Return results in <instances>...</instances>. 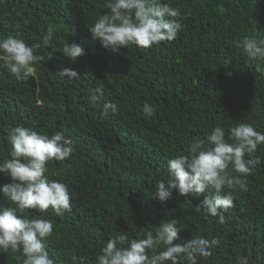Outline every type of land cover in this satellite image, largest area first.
<instances>
[{
  "label": "trees",
  "instance_id": "1",
  "mask_svg": "<svg viewBox=\"0 0 264 264\" xmlns=\"http://www.w3.org/2000/svg\"><path fill=\"white\" fill-rule=\"evenodd\" d=\"M163 2L181 12L177 38L150 48L129 45L114 54L88 31L108 11L106 0H0V37L39 45L34 54L44 57L24 80L0 67V162L10 159L8 136L17 125L49 136L61 131L74 142L72 155L49 161L45 174L68 185L71 210L18 213L53 222L43 243L54 264H98L101 249L117 232L129 241L141 239L170 219L181 229L182 240L174 244L194 236L220 240L209 257H198L199 264H237L243 257L248 264H264V145L245 154L257 161L246 177L248 191L223 189L234 204L223 212L222 223L195 210L214 194L211 187L198 197L173 189L166 202L154 198L156 184L167 186L171 178L167 161L187 155L193 138L206 139L219 125L232 143L228 130L241 122L264 133V72L259 70L264 60L250 67L235 47L244 36L264 38V0ZM49 25L56 31L45 45ZM66 42L82 45L86 54L72 61L62 52ZM64 69L77 77L62 78ZM105 102L116 103L118 110L105 114ZM145 102L155 105L151 117L143 115ZM227 171L239 175L231 165ZM10 182L0 174V186ZM10 206L0 195V208ZM23 259L20 251L0 250V264Z\"/></svg>",
  "mask_w": 264,
  "mask_h": 264
},
{
  "label": "clouds",
  "instance_id": "2",
  "mask_svg": "<svg viewBox=\"0 0 264 264\" xmlns=\"http://www.w3.org/2000/svg\"><path fill=\"white\" fill-rule=\"evenodd\" d=\"M108 11L100 14L93 26L88 28L91 39L99 40L101 46L119 54L121 48L136 45L150 48L162 41H173L182 30L181 12L163 0H106ZM56 29L49 25L43 36L46 45ZM39 45L29 46L23 39L9 35L0 37V67H7L19 80L27 79L35 72L34 63L44 57L35 55ZM242 49L251 67L264 60V38L254 35L244 36L235 42ZM63 54L75 61L85 55V49L78 43L63 45ZM264 72V68H260ZM64 78H76L74 70L59 72ZM96 102L97 96L90 98ZM116 112L118 106L105 102L103 111ZM155 105L145 102L142 112L151 117ZM229 143L225 139V129L217 125L206 139L195 137L190 142L187 155H177L167 161L170 179L156 184L154 198L166 202L175 189L180 195L200 196L206 188H213L214 194L205 196L195 210H203L205 216H218L224 221L223 212L234 204L232 194H223L225 186L230 190L248 191L246 177L251 175L257 161L245 159V154L254 153L259 145H264V133L256 131L250 123H238L228 130ZM8 141L11 145L10 159L0 162V174L10 178V183L0 186V195L7 197L14 206L0 208V250L20 251L24 257L22 264H54L43 243L53 233V222L49 219L28 218L18 213L25 209L43 212L52 208L56 215L71 210L68 185L58 180H50L45 174L47 164L55 159L63 161L73 151V141L63 132L51 136L38 134L31 128L17 125L10 130ZM239 175L228 174V168ZM177 219H170L157 227L155 233L147 231L145 238L131 239L123 232H117L101 249L98 264H199L198 257H209L210 249L220 244L218 238L207 239L194 236L183 243L178 235ZM161 246L162 249H161ZM158 249H161L157 251ZM148 250L153 253L148 255ZM237 264H248L246 257Z\"/></svg>",
  "mask_w": 264,
  "mask_h": 264
}]
</instances>
